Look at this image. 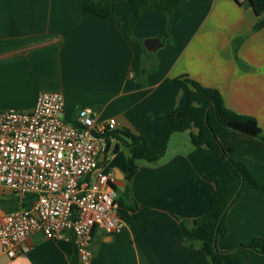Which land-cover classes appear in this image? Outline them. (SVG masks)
<instances>
[{"label":"crops","instance_id":"0c3cea01","mask_svg":"<svg viewBox=\"0 0 264 264\" xmlns=\"http://www.w3.org/2000/svg\"><path fill=\"white\" fill-rule=\"evenodd\" d=\"M88 1L0 0V110L28 111L40 92H59L64 121L74 123L79 109L92 108L96 123L114 119L115 131L142 136L149 156H156L165 128L156 118L182 110L186 96L173 80L186 78L216 90L226 108L253 118L264 133V25L256 27L264 13L259 18L236 0H190L173 12L162 41L163 9L145 8L128 37L119 26L132 15L128 0H116L106 18L84 12ZM151 39L160 41L154 51L144 46ZM217 138L226 155L264 185V145L227 130ZM106 143L99 168L113 178L124 227L113 236L94 229L88 264H212L197 219L208 212L217 186L224 203L236 193L222 162L194 147L187 130L170 136L156 162L136 161L127 179L129 149L114 152L118 141L112 137ZM26 200L20 204L0 188V220ZM226 228L217 241L222 252L264 237V193L243 192L227 210ZM28 245L27 254L13 259L0 248V264L76 259L72 239L34 234ZM249 264H264V258L251 254Z\"/></svg>","mask_w":264,"mask_h":264},{"label":"built area","instance_id":"2783aa9c","mask_svg":"<svg viewBox=\"0 0 264 264\" xmlns=\"http://www.w3.org/2000/svg\"><path fill=\"white\" fill-rule=\"evenodd\" d=\"M63 110L59 92H40L28 111L0 110V188L20 204L31 198L29 208L20 205L0 220V248L10 259L27 254L29 238L40 234L72 239L78 264H88L94 229L113 236L124 227L113 178L99 168L115 120L96 123L94 110L84 107L68 123Z\"/></svg>","mask_w":264,"mask_h":264},{"label":"trees","instance_id":"16d2710c","mask_svg":"<svg viewBox=\"0 0 264 264\" xmlns=\"http://www.w3.org/2000/svg\"><path fill=\"white\" fill-rule=\"evenodd\" d=\"M132 8V15L119 23L128 37L132 36V28L147 7L160 8L165 11L167 23L165 32L161 36L164 41L169 37V30L173 21V12L190 0H128ZM116 0H89L84 5V12L91 13L100 18L112 15ZM255 15L261 18L264 13V0H247ZM264 21L259 20L256 27L263 26ZM144 54L146 50L143 49ZM143 73V72H142ZM146 74L145 72L143 75ZM173 83L180 88L186 96V104L177 115H165L156 120L165 123L161 136V150L156 156H149V148L142 136L133 135L128 131H112L106 133L105 139L114 138L119 146L129 149L130 157L127 161V179H130L137 170L136 161L145 160L156 162L163 154L170 136L173 133L190 130L191 144L215 155L224 165L227 175L236 183V195L232 200L234 204L245 191H258L264 193V185L259 183L249 169L240 161L229 158L218 141V134L227 130L234 136L255 139L264 145V133L257 122L248 116L238 115L226 108L220 94L210 88H204L186 78H175ZM191 130H194L191 131ZM234 192V193H235ZM31 198L22 204L29 208ZM228 203L222 201V193L217 189L210 197L209 210L197 219V223L204 228L202 244L207 249V256L212 264H249V255L264 258V237H253L239 244L238 248L228 252L219 251L217 241L227 234L226 213ZM71 264H78L77 257Z\"/></svg>","mask_w":264,"mask_h":264},{"label":"water","instance_id":"95a60500","mask_svg":"<svg viewBox=\"0 0 264 264\" xmlns=\"http://www.w3.org/2000/svg\"><path fill=\"white\" fill-rule=\"evenodd\" d=\"M154 45H157V46H154ZM144 46L147 50H150V51H154L156 49V47L160 46V41L158 39H151V40H147L145 43H144ZM236 195V193H235ZM235 195L231 198V200L229 201V203L227 204V206L229 204H231L232 200L234 199Z\"/></svg>","mask_w":264,"mask_h":264},{"label":"rangeland","instance_id":"374dc122","mask_svg":"<svg viewBox=\"0 0 264 264\" xmlns=\"http://www.w3.org/2000/svg\"><path fill=\"white\" fill-rule=\"evenodd\" d=\"M239 246V245H238ZM238 246H237V248H238Z\"/></svg>","mask_w":264,"mask_h":264}]
</instances>
